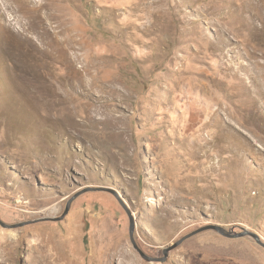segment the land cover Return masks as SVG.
<instances>
[{"label": "rangeland", "instance_id": "374dc122", "mask_svg": "<svg viewBox=\"0 0 264 264\" xmlns=\"http://www.w3.org/2000/svg\"><path fill=\"white\" fill-rule=\"evenodd\" d=\"M0 220V264H264L208 228L264 242V0H0Z\"/></svg>", "mask_w": 264, "mask_h": 264}, {"label": "water", "instance_id": "95a60500", "mask_svg": "<svg viewBox=\"0 0 264 264\" xmlns=\"http://www.w3.org/2000/svg\"><path fill=\"white\" fill-rule=\"evenodd\" d=\"M0 222H1V224H2L3 226H5V227H15V226H13V225L6 224V223H4V222L1 221V220H0ZM133 227H134V222H133V219H131V232L133 231ZM208 228H213V229L217 230L218 232H220L221 234H223V235H225V236H227V237L252 236L253 238L256 239V241H257L259 244H261V245L264 246V242L261 240L260 236H259L257 233H255V232H253V231H251V230H248V229H246V230H244V231H242V232H237V231L234 230V229L226 230V229H225L224 227H222V226H211V227L209 226ZM202 230H204V229H200V230H198L197 232H200V231H202ZM197 232H195V233H197ZM182 241H183V240L178 241L175 245L171 246L170 249H172V248L178 246ZM141 253L143 254V256H145V257H146L147 259H149V260H156V259H154V258H152V259H151V258H148L143 252H141ZM161 261H162V260H161Z\"/></svg>", "mask_w": 264, "mask_h": 264}, {"label": "bare ground", "instance_id": "6f19581e", "mask_svg": "<svg viewBox=\"0 0 264 264\" xmlns=\"http://www.w3.org/2000/svg\"><path fill=\"white\" fill-rule=\"evenodd\" d=\"M5 1V0H4ZM10 1V0H9ZM3 2V1H2ZM23 2H24V0H23ZM12 3V2H11ZM10 3V4H11ZM19 3V2H18ZM5 4H6V2H5ZM10 4H9V7H10ZM27 5V4H26ZM7 6V5H6ZM19 6V5H18ZM11 8V7H10ZM21 8H23V7H21ZM6 9H7V7H6ZM43 9V8H42ZM25 10V9H24ZM41 17V16H40ZM42 20V19H41ZM32 25V24H31ZM33 26H34V24H33ZM29 28H30V26H29ZM36 28V27H35ZM33 29V28H32ZM38 29V28H37ZM35 30V29H34ZM46 35H48L47 33H45ZM52 35V34H51ZM76 35V34H75ZM58 39V38H57ZM56 39V40H57ZM24 40V39H23ZM52 40H54V39H52ZM55 41V40H54ZM53 43V42H52ZM52 43H50V44H52ZM63 43V42H62ZM61 43V44H62ZM58 44H60V43H58ZM49 45V44H48ZM54 45V44H53ZM63 45V44H62ZM55 46V45H54ZM53 46V47H54ZM58 46H60V45H58ZM64 46V45H63ZM65 49H68V48H65ZM50 50V49H49ZM69 50V49H68ZM51 51V50H50ZM62 51H64V50H62ZM66 51V50H65ZM49 53V52H48ZM56 53V52H55ZM61 53V52H60ZM63 53V52H62ZM68 53V52H67ZM34 55V54H33ZM56 55V54H55ZM60 55V54H59ZM64 55V54H63ZM67 56H68V54H67ZM66 56V54H65V57H67ZM63 57V56H62ZM45 58V57H44ZM54 58V57H53ZM66 62H67V60H66ZM15 65H17L18 67L20 66L19 65V63L18 64H15ZM41 74H43V75H45L46 76V73H43L42 71H41ZM33 76H36V78L38 79V80H41V78H42V76L40 75V76H37L36 74H33L32 76H31V78H29L30 80L31 79H36V78H34ZM38 82V81H37ZM52 88V87H51ZM46 89V88H45ZM86 88H84V90H85ZM45 91V90H44ZM50 92V91H49ZM56 92V91H55ZM86 92V91H85ZM44 93V92H43ZM47 93H48V91H47ZM49 95V94H48ZM53 96H54V94H52ZM55 95L56 96H54V97H56L57 98V96H58V98H59V100H56V99H53V98H48V102H52V103H57V102H59V103H65V102H71L72 103V101H70V99H69V96L67 95V94H63V95H60L59 93H55ZM44 96V95H43ZM62 96V97H61Z\"/></svg>", "mask_w": 264, "mask_h": 264}]
</instances>
